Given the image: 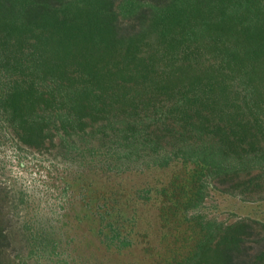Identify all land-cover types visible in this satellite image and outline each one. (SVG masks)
Here are the masks:
<instances>
[{
  "label": "trees",
  "instance_id": "16d2710c",
  "mask_svg": "<svg viewBox=\"0 0 264 264\" xmlns=\"http://www.w3.org/2000/svg\"><path fill=\"white\" fill-rule=\"evenodd\" d=\"M12 161L55 171L57 184L42 209L27 186L0 178V264L16 234L30 257L67 264L68 234L85 220L106 249L134 246L135 210H125L151 188L127 200L99 192L97 177L180 162L220 187L251 183L264 169V0H0V172ZM197 183L190 197L155 189L162 220L199 203ZM189 230L164 264L264 261L248 222Z\"/></svg>",
  "mask_w": 264,
  "mask_h": 264
},
{
  "label": "rangeland",
  "instance_id": "374dc122",
  "mask_svg": "<svg viewBox=\"0 0 264 264\" xmlns=\"http://www.w3.org/2000/svg\"><path fill=\"white\" fill-rule=\"evenodd\" d=\"M172 145L171 139L167 138L161 141V146L166 150H170ZM16 164L13 161L6 163L4 172H0L3 174L0 177L1 180H4L5 177L8 180L13 178L21 186H27L29 194L33 192L41 198L42 209L46 204L53 203L55 199L51 190L53 185L57 184V180H55L57 173L52 171L46 175L45 171H38L32 167L21 170ZM142 165L143 163L140 165L142 171L126 174L122 178H115L111 181L105 180L104 177L94 179L99 192L119 188L127 200L133 198L135 190L151 188L152 198L149 202H128V207L125 210L128 217L133 214L132 209L135 210L137 219L134 233L135 245L121 252L108 250L99 243L94 235L96 226L89 220H85L68 234V237L73 241H70V246L67 247L68 253L70 252L65 259L67 264H95L98 262L101 264H164L163 259L169 255L166 253L167 249H173L185 243L184 240L192 236L189 227L198 224V222H213L222 225L238 221L250 223L253 233L248 242L252 247L251 252L254 255L257 254L260 248L257 242L264 240V169L251 172L249 177L252 179L251 183H248V178H245L243 184L233 189L232 187H220L212 179H206L203 174L201 176L195 174L196 168L192 164L183 165L176 162L167 168L148 170L144 169ZM197 178L204 181L199 203L190 208L180 205L174 210V215L169 212L166 215L167 220H162L161 203L165 200L162 196L155 194V189L164 188L167 194H170L172 190L177 191L178 188L183 187L186 196L190 197L198 185L197 181L200 182ZM49 188H51L52 194H50ZM165 205L166 211L167 206L171 204ZM46 216L55 217L53 214ZM192 243L193 241L190 239L186 245L187 250ZM76 254L81 256L79 262L73 261ZM3 257L10 264H54L53 261L57 259L53 257V261L50 262L49 257L40 258V260L34 256L30 257L25 238L17 234L13 236L12 246L5 251Z\"/></svg>",
  "mask_w": 264,
  "mask_h": 264
}]
</instances>
